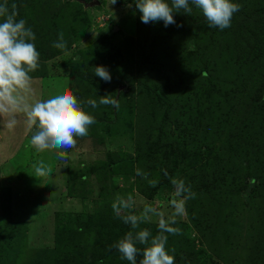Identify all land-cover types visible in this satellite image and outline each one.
<instances>
[{
  "label": "trees",
  "instance_id": "trees-1",
  "mask_svg": "<svg viewBox=\"0 0 264 264\" xmlns=\"http://www.w3.org/2000/svg\"><path fill=\"white\" fill-rule=\"evenodd\" d=\"M62 1L8 0L9 8L13 4L18 8L17 19H24L35 33V46L41 60L48 56L44 54L51 44L48 40H55L52 35L53 26L62 29L69 25L66 17L70 15L71 7L74 8L76 19L81 17V21H86L83 14H76L79 11L77 8L84 6L80 1L89 3L92 0ZM97 1L100 4L101 0ZM117 1L121 5L132 3L135 7L133 0ZM232 2L239 4L240 10L234 14L231 26L224 30L210 28L202 13L193 5L192 14L194 13V25L197 30L184 36L174 28H165L163 21L142 23L141 14L135 8L139 30L135 41L131 40L128 44L126 56L119 50V57L107 50L98 52V62L110 71L111 82H105L101 78L98 81L94 69L91 71L89 66L84 67L83 53L73 72L80 69L82 64L84 75L80 83L85 91L79 96V101L83 110L95 118L96 122L92 125L105 121L103 132L106 137H127L125 134L130 133L131 128L133 133L130 138L132 135L137 137L134 141L137 156L128 154L129 157L127 155L124 159L107 150L103 165L111 171L117 164L121 165L120 161L129 160L132 164L149 159L156 161L159 179L155 187L147 190L148 199L153 198L157 192L173 189L170 178H176L183 173L188 176L190 169L194 168L196 172H207L205 176L193 178L195 187L192 191L196 193V200L203 204L198 220L189 213L196 231L210 249L216 247L217 251L214 253L225 264H264V0ZM0 3L3 2L0 0ZM65 12L68 13L67 16ZM87 25L90 27L91 21ZM175 38L182 47L176 46L175 41L169 45L166 41L163 42ZM99 40L107 41V37L102 36ZM94 47L96 48L93 46L90 55L96 52ZM51 48V56L59 52L56 48ZM30 75L36 78L43 76L37 70ZM194 78L200 82V89L186 92L188 84ZM118 84L126 85V92L130 94L129 99L127 94L120 95L118 107L101 105L92 108L84 103L89 98L98 101L100 96L106 94L115 98ZM178 88L180 97L182 96L187 105L182 108H174L171 102L172 92ZM183 91L187 95H182ZM150 108L160 112H151ZM172 113L179 117L174 120L177 123V137L174 139L167 137L164 130L172 121ZM153 121L159 124L157 131L151 133L153 131L148 128L147 132L140 134V129ZM113 123L115 125L111 127ZM193 127L201 137L197 150L190 149L191 145L186 142ZM99 141L102 144L103 138H99ZM201 148L206 150V153H202ZM243 163L246 165L241 171L239 167ZM218 165H222L221 168L226 170L231 168L233 175L230 173L229 176L226 171L221 177L216 175L213 167ZM235 175L238 176L234 177ZM226 178L236 179L235 184L239 180L240 189H246L247 182L252 185L244 191L241 198H237L239 202L236 201L241 215L252 220L251 241H247V244L244 242V248L232 242L234 236L237 238L236 234L242 235V226L230 220L231 216H223L224 206L227 207L229 202H232V199L226 202L221 193ZM72 179L74 177L70 175L69 181ZM205 206L208 208L206 212ZM66 220L71 222L73 219L67 217ZM67 229L71 230L62 224L61 227L56 224L54 247L38 249L29 264H82L79 262L80 258L92 260L93 264H100L101 261L103 264H128L110 248L124 235L121 225L108 227L104 226V223L100 224L93 231L97 244L93 241V244H88L87 248L78 251L73 243L74 255L71 257L62 250L72 244L73 236L81 233V227L77 226L71 235L66 234L63 241L61 237ZM17 230L15 231L18 233ZM15 231L9 227L4 229V236L0 240V254L4 256V260L0 258V264L3 261L4 264L16 263V251L2 252V246L11 244L15 238L20 240V236H15ZM178 251L177 246L174 251V264H180ZM191 261L192 259L187 260L183 264H192Z\"/></svg>",
  "mask_w": 264,
  "mask_h": 264
},
{
  "label": "rangeland",
  "instance_id": "rangeland-1",
  "mask_svg": "<svg viewBox=\"0 0 264 264\" xmlns=\"http://www.w3.org/2000/svg\"><path fill=\"white\" fill-rule=\"evenodd\" d=\"M93 1L95 0L90 2ZM1 2H4V0H1ZM129 4L132 7H128ZM8 5H10V2H8ZM71 8V11L69 10L70 15L65 12V16L68 15L66 18L69 25L62 29L56 25L53 26L52 35L55 40H48L51 44L44 51V54L48 56L43 58V60L39 59L37 72L41 75L43 74V76L40 78L32 77L30 99L33 96L46 94L49 91L55 92L58 89H66L71 91L79 100V96L83 95V91H85L80 83L81 77L84 75L82 64L80 69L75 72L73 70H75L77 61L81 59L82 53L84 67L89 66L88 69L93 71V67L100 66L98 62L100 53L98 52L107 50L119 57L120 53L117 51L119 50L122 55L126 56L125 50H127L128 44L131 40L136 39L139 27L136 10L132 3L126 2V4L121 5L118 1L112 4V0H101L100 4L95 7L83 6L77 8L79 11L76 14H83L86 21H81V17L76 19L74 17V8ZM174 18L177 24H182L183 27H177L176 25H170L169 27L174 28L180 35L195 33L197 30L194 25V13L189 16L181 11V13H174ZM97 19L98 22L96 21ZM87 20L88 22L91 21L90 27L87 25ZM61 32L67 42V46H70L68 49H56L59 52L51 56L50 54L53 51L51 48L52 43L58 40ZM102 36H106L107 41L100 42L99 39ZM176 40L177 38L174 40L167 39L163 40V42L166 41V44L168 43L169 45L175 41L176 46L182 47V44ZM34 43L37 44V42ZM93 46H96V48L94 47L96 52L90 55ZM97 78L100 81V78ZM190 82L186 92L201 87L200 82L195 78L191 79ZM115 90V98H119L122 93L127 94V97L130 95L127 93L126 85L118 84ZM186 92L183 91L182 95H187ZM180 93L179 88L172 92L171 102L174 108L187 106L186 102L181 98L182 96L180 97ZM150 109L154 113L160 112L154 108ZM157 117H159V114H157ZM170 117L172 121L165 126L164 130L167 133V137L174 139L177 137L175 129V124L177 123L174 120L175 118L178 120L179 117L176 113H172ZM18 118L19 123L11 131L0 125V240L4 236L6 227L13 231L18 229V233L15 231L17 234L15 236H20V240L15 238L11 241L13 247L11 244L2 246V252L8 253L10 250H14L18 253V258L14 264H29L38 249H52L55 244L54 231L56 224L60 227L62 224L64 227L71 229L64 230V235L61 237L63 241L65 240L63 237H66V234L71 235L77 226L81 227V233L73 236L72 244L62 250L70 254V257L74 255L73 249L75 246L73 243L76 245L75 249L80 251L85 247L87 248L88 244H93V241L97 242L93 231L102 223L108 227L115 224L121 225L124 234L127 233L131 230L130 226L124 224L115 215L112 207L117 193L123 196H127L129 193L133 194L137 202V211L142 209L144 203L156 201L158 205L162 202V210L165 211L166 215L170 214L168 200L174 189L157 192L151 199L146 196L147 190L152 187L149 181L157 183L159 179L156 161L149 159L132 164L129 160L124 162L119 160L121 165L117 164L114 168H111V171L102 163L106 159L105 152L107 150L124 159L125 157L127 158L128 154H137L134 143L137 137L132 135V138H130L133 133L132 128L130 133L125 134L128 135L127 137L120 135L106 137L103 132V130L105 131V121L101 124L91 125L88 135L82 138L78 137L76 147L70 149L64 159L61 160L56 157L53 151L38 152L30 143V133L24 123L25 117L23 114H19ZM157 121L159 122V120ZM114 125L115 123L111 127ZM158 126V123L150 122L149 125L140 129V134L147 132L148 128L153 131L151 133H155ZM121 130L123 131L124 129ZM196 130L194 127L192 128V134L186 141L191 145L190 149L200 145L201 137L198 130ZM99 138H103L102 144H100ZM144 139L146 138L144 137ZM201 152L206 153V150L201 148ZM41 160L50 168V174L46 177L36 178L33 165ZM223 164L224 162H222ZM222 165L213 167L216 175L221 177L225 171L229 176L230 173L233 175L231 168L226 170L224 167L221 168ZM245 165L244 163L240 165L241 171ZM138 170L146 175L138 174ZM207 174L205 171L196 172L194 168L193 170L190 169L188 176L183 173L176 178L183 180L184 177L185 185L192 190L195 187L193 178ZM70 175L74 177L71 182L69 181ZM237 176L235 175L234 177ZM235 181L236 179L231 178L229 180L226 178L221 189L222 196L226 202L232 199V202L230 201L227 207L224 206L223 216H231L229 217L230 220L236 221V225L242 226V235L236 234L237 238L234 236L232 242L238 243L244 248L247 241H251L252 220L250 217L241 215L236 201L239 202L237 198H241L244 191L251 188L252 185L247 182V188L240 189L239 180H237V184H235ZM231 184L233 185L231 186ZM211 204L210 207H212ZM202 208V202L196 200V198L186 202V214L177 218V223L173 225L181 230V234L168 235L167 249L170 254L174 255L175 249L177 246L179 247L180 264L190 259H192V264H225L214 253L217 251L216 247L213 250L210 249L208 244L201 238L196 231L194 222L189 217L191 212V217L198 220L201 217L199 211ZM206 209L208 208L205 206L204 212H206ZM209 214L211 215L212 213L209 212ZM67 217L73 220L68 222L66 220ZM157 223V219L153 218L152 221L142 224L141 227H147L153 235H156ZM109 242L106 241V243ZM100 245L103 246L102 244ZM113 250L118 253L116 249ZM0 258L4 260L2 254H0ZM79 262L82 264H93L92 260H82V258L79 259ZM4 263L3 261L2 264Z\"/></svg>",
  "mask_w": 264,
  "mask_h": 264
},
{
  "label": "clouds",
  "instance_id": "clouds-1",
  "mask_svg": "<svg viewBox=\"0 0 264 264\" xmlns=\"http://www.w3.org/2000/svg\"><path fill=\"white\" fill-rule=\"evenodd\" d=\"M117 0H112L115 4ZM136 10L141 14L144 24L163 21L164 27L177 24L174 13L191 15L193 5L206 19L210 28L224 30L231 26V21L240 5L232 0H133ZM128 7H132L131 4ZM15 4L9 8L8 0L0 3V125L11 131L19 123V114L25 117L24 123L30 133V143L38 151H53L58 159H64L66 153L76 147L77 138L88 135L89 127L95 118L86 113L78 98L66 89L49 91L33 96L31 99V73L39 67L40 53L35 46L36 35L27 26L24 19H17ZM52 47L65 49L67 42L63 33L53 41ZM94 75L105 82H111L112 76L105 66H95ZM92 108L101 105L118 107V98L111 94L89 98L85 101ZM35 177H46L50 168L43 160L33 165ZM138 174H142L138 170ZM165 175L167 173L165 172ZM174 191L168 200L170 214L162 210V202L144 203L141 210H136L133 194H116L112 204L114 213L130 229L110 246L116 249L121 260L128 264H174V255L167 249L168 235L181 234L174 227L177 218L186 214V202L196 197V193L186 186L184 181L170 178ZM155 187V181H149ZM156 218L157 234L153 235L146 224ZM143 245L144 247H138ZM100 264H103L101 261Z\"/></svg>",
  "mask_w": 264,
  "mask_h": 264
},
{
  "label": "water",
  "instance_id": "water-1",
  "mask_svg": "<svg viewBox=\"0 0 264 264\" xmlns=\"http://www.w3.org/2000/svg\"><path fill=\"white\" fill-rule=\"evenodd\" d=\"M80 3H82L84 5V7H95L99 4V2L97 0L90 2V3H85L83 1H80Z\"/></svg>",
  "mask_w": 264,
  "mask_h": 264
},
{
  "label": "built area",
  "instance_id": "built-area-1",
  "mask_svg": "<svg viewBox=\"0 0 264 264\" xmlns=\"http://www.w3.org/2000/svg\"><path fill=\"white\" fill-rule=\"evenodd\" d=\"M96 21L98 22V19Z\"/></svg>",
  "mask_w": 264,
  "mask_h": 264
}]
</instances>
